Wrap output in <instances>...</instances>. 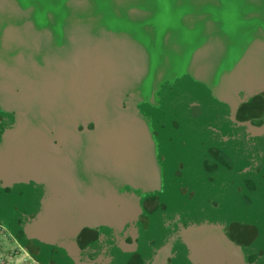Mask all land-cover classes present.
I'll list each match as a JSON object with an SVG mask.
<instances>
[{"label":"water","instance_id":"obj_1","mask_svg":"<svg viewBox=\"0 0 264 264\" xmlns=\"http://www.w3.org/2000/svg\"><path fill=\"white\" fill-rule=\"evenodd\" d=\"M0 223L41 264H264V0H0Z\"/></svg>","mask_w":264,"mask_h":264},{"label":"rangeland","instance_id":"obj_2","mask_svg":"<svg viewBox=\"0 0 264 264\" xmlns=\"http://www.w3.org/2000/svg\"><path fill=\"white\" fill-rule=\"evenodd\" d=\"M11 245L13 246V256H17L16 258H21L23 256L27 257V253L18 245L17 241L9 232L8 227L0 223V250H3V248H11ZM27 259L28 263H32V257Z\"/></svg>","mask_w":264,"mask_h":264},{"label":"crops","instance_id":"obj_3","mask_svg":"<svg viewBox=\"0 0 264 264\" xmlns=\"http://www.w3.org/2000/svg\"><path fill=\"white\" fill-rule=\"evenodd\" d=\"M12 249L13 246L11 248H3V250H0V264H32L28 263V261L21 262L22 260L24 261L26 257L23 256L21 258H16L17 256H13Z\"/></svg>","mask_w":264,"mask_h":264},{"label":"built area","instance_id":"obj_4","mask_svg":"<svg viewBox=\"0 0 264 264\" xmlns=\"http://www.w3.org/2000/svg\"><path fill=\"white\" fill-rule=\"evenodd\" d=\"M27 258H31V257H29V255L27 254V257L24 259V261L22 260L21 262H27L28 261ZM32 264H40V263H38L36 260L32 259Z\"/></svg>","mask_w":264,"mask_h":264},{"label":"trees","instance_id":"obj_5","mask_svg":"<svg viewBox=\"0 0 264 264\" xmlns=\"http://www.w3.org/2000/svg\"><path fill=\"white\" fill-rule=\"evenodd\" d=\"M34 260H36L38 263H40L37 259L33 258ZM41 264V263H40Z\"/></svg>","mask_w":264,"mask_h":264}]
</instances>
